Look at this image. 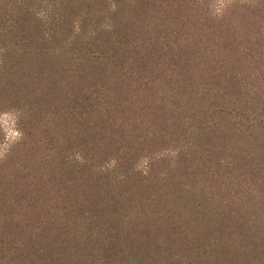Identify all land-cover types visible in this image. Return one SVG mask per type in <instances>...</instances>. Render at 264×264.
I'll list each match as a JSON object with an SVG mask.
<instances>
[{
    "label": "rangeland",
    "instance_id": "rangeland-1",
    "mask_svg": "<svg viewBox=\"0 0 264 264\" xmlns=\"http://www.w3.org/2000/svg\"><path fill=\"white\" fill-rule=\"evenodd\" d=\"M13 1L11 6L16 8V14L20 0ZM22 1L40 13L48 11L53 3L52 0H46V5H42L45 0ZM65 4L68 9H63V13L58 11L59 19L60 15L66 14L68 20L87 11L84 5L77 6L75 2ZM215 6L188 9V18L192 22L199 17L205 19L209 13H215ZM229 6L232 9L225 11L224 17L228 16L223 23L208 16L209 30L206 25H197V32L188 42L180 40L181 47L173 51L177 57L161 53L155 42L150 46L153 53L148 57H152L154 69L150 68L149 81L167 86L142 92L148 106L154 107L160 98L164 104L168 101L162 91H169L170 86L163 77L172 73L183 75L179 80L187 83L189 91L182 107L169 102L166 110L144 114L149 126L138 133L141 134L138 145L148 147L149 138L145 134L151 133L161 143L174 135L182 137V132L191 128L185 146L190 145L191 153L180 157L175 154L171 161H164L157 170L165 171L166 179L156 174L147 184L149 187L143 185L142 193L130 190V185L118 186L112 175L105 178L109 183L107 192L118 188L136 199V208H131L129 214L137 217L133 226L139 232L132 230L120 250L104 251L107 241L94 218L83 215L65 220V210H61L60 204L66 205L60 201V197H66L65 191L72 189L69 195L73 199L86 185L91 188L92 183L100 180L102 184L107 180L88 170L76 173L59 158L63 156V147L56 146L58 128L62 132L64 126L59 120L53 127L54 111L62 109L58 102L67 108L70 104L60 98L62 91L69 89L66 82L59 85L65 66L53 58L57 54L55 48L42 47L46 58L36 60L29 55L25 60L18 57L9 60V71L0 79V89H4L0 93V146L12 149V156L0 164V202H5L9 214L18 215L17 224L24 226L23 230L32 226L26 230L29 238L23 233L16 234L17 243L29 242V247L43 249L47 260L56 264H264V45L261 39L254 38L258 33L264 34V8L256 12L237 11L241 6L237 0H230ZM243 27L244 30L239 29ZM238 31L242 32L237 36ZM38 60L44 61L40 65ZM239 79L251 85V93L241 86ZM87 81L77 79L81 88L90 84ZM59 87L63 90H57ZM17 103L23 110L31 109L28 114L33 119L41 113L46 130L52 128L49 135L42 130L31 136L38 129L32 119L29 126L24 123L28 134L21 141L13 116L19 109ZM111 117L117 119L118 114L112 112ZM130 130L129 124L109 129L107 138L97 148V157L103 155L106 145L109 146L107 159L119 157L118 147L130 138H123L132 135ZM153 142L156 143L155 139ZM168 148L175 147L169 144ZM196 156L199 166L191 163ZM126 183L131 184V180ZM92 194L96 195L93 190ZM78 200L77 211L84 199ZM171 215L187 218V224L178 227ZM34 226L37 228L33 229ZM6 239L10 240L8 233L0 242ZM192 241L203 247L195 251ZM114 252L118 257L121 254L122 261L118 257L110 258ZM8 259H3L4 264H11ZM18 264L29 262L24 259Z\"/></svg>",
    "mask_w": 264,
    "mask_h": 264
},
{
    "label": "trees",
    "instance_id": "trees-1",
    "mask_svg": "<svg viewBox=\"0 0 264 264\" xmlns=\"http://www.w3.org/2000/svg\"><path fill=\"white\" fill-rule=\"evenodd\" d=\"M68 1L75 2L78 4L77 6L84 5L87 11L74 14L68 20L65 19L66 14L63 17L60 15V19L57 18L58 11L62 12L63 9L65 11L68 9L65 4ZM254 1L256 0H237V5H241L237 11L254 9L253 12H256L258 9L264 8V0H257L255 3ZM51 2L53 3L49 10L40 13L38 10L31 9L32 7L25 1L20 0L19 10L15 14L16 8L11 6L14 5L13 0H0V79L9 71L11 62L9 60L13 57L25 60L27 56L32 55L37 60L46 58L43 55L46 51L43 50V46L48 50L50 47L55 48L54 51L57 54L53 58L61 66H65L59 85L63 86V83L66 82L69 89L64 92L60 86L57 90L62 91L61 100L70 104L67 108L58 102L57 105L61 104L62 109L54 111L53 127L59 124V120H62L61 125L64 126L62 132L58 128L59 135L56 141V146L62 145L63 147V156L59 157L60 160L62 163L66 162L67 165H70L76 173H85L88 170L91 174L99 175L103 179L112 175L118 186L130 185V190L142 193L141 191L145 190L143 185L149 187L147 184L156 174L160 173V178L166 179L167 173L157 170L164 161H171L175 154L180 157L186 152V155L191 153L190 145L185 148L186 142L191 137V128L182 132V137L174 135V138H167L161 143H158L157 138L151 133L145 134L149 138L148 147L141 148L138 145L141 135L138 133H142L145 127L149 126L147 116L158 110L159 112L163 109L166 110L165 106L169 102H172L174 106L182 107L185 94L189 91L187 83L179 80L183 75L173 73L168 76L163 75V80L170 86L169 91H162L168 101H165L164 104L160 98L157 105L148 106L149 103L147 104L142 92L148 89L160 90L161 87L167 86L158 84L154 80L149 81V75L152 72L150 68L154 69L151 63L152 57H148L153 53L150 46L155 42L160 47L161 53H172L177 57L178 54H173V51L181 47L180 40H187V42L190 40L191 36L195 34L194 32H197V25H206L209 30L208 19L210 18L208 16H213L223 23L224 18L228 16L224 17L225 11L232 9V6H229L230 0H52ZM46 4L48 3L45 0L42 5ZM211 4L216 5L213 7L217 8L214 10L215 13H209L205 19L196 18L195 22L189 20L188 9H209ZM26 7L27 9L24 10ZM37 7L40 8V5ZM20 12H22L21 15ZM42 22L45 23V26ZM44 27L47 29L43 30ZM239 29L244 30L245 27ZM241 32L238 31L237 36ZM256 37L261 39V45H264V34L258 33L254 38ZM43 61L38 60L37 62L41 65ZM83 72L86 73L79 75ZM80 78L85 79V82L88 80L90 86L81 88L77 82V79ZM240 84L250 92L249 88L252 87L249 83L246 85L240 80ZM254 91L253 94H255ZM2 92L4 89L1 87L0 93ZM17 106L19 108L21 104L17 103ZM29 110L31 109L23 110L22 107L17 109V112H13L16 129L23 142L28 134L26 133L28 129L26 124L29 126L33 119L32 115L28 114ZM112 112L118 114L117 119L111 117ZM144 114L148 115L143 118ZM33 120L38 129L33 132L29 128L34 133L31 136L42 130H45V134L49 135L52 128L46 130L41 113H38ZM51 120L49 119V121ZM118 124L121 126L129 124L132 133V135L123 137L124 140L130 138L118 147L120 156L107 159L109 146L106 145L103 155L97 157V148L107 138L109 129L118 127ZM206 128L211 129L209 124H206ZM145 135L142 136L145 137ZM51 139H53L52 136ZM154 139L156 143L153 142ZM62 140L67 141L63 144ZM170 141L172 142L169 143ZM169 144L175 147L174 150L168 148ZM181 145H183L182 148L179 147ZM11 156L12 149H1L0 146V164L7 162ZM198 162V156L191 159V163L197 166L200 165ZM130 180L131 184H127L126 181ZM98 181L91 182L92 186L89 185L91 188H87L86 185L73 199L69 195L72 189L65 191L66 197H60V201L66 205L59 204L61 210H65H63L65 220L72 219L70 216L76 218L77 216L83 217V215L86 218L95 219L107 241L104 244V251L108 248L120 250L119 247L128 240L132 230L139 232L133 226L137 217L129 214L130 209L136 206V199L129 198L125 191L116 187V191L107 192L108 180L107 183L102 184L100 180ZM92 190L96 194L95 196L92 194ZM80 197L84 200L81 203V208L77 211ZM4 205L5 202H0V206H2L0 210V239L8 233L10 240L6 239L0 242V264H4L3 259L5 258H9L8 261L11 264L21 263L24 259L29 264H56V261L47 260L48 255L42 251L43 249L29 247V242L17 243L14 238L16 234L23 233L25 237L29 238L27 229L32 226L23 230L24 226L17 224L18 215L15 217L13 213L9 214L8 208H5ZM171 218L180 228L187 224L185 217L171 215ZM35 228L37 226L33 227V229ZM130 228L132 229L130 230ZM30 236L32 237V235ZM193 246L195 251L203 247L195 241H192ZM38 256L42 258H38ZM112 256L118 257V253L114 252L113 255L111 253L110 258ZM105 257L108 259L107 254ZM122 258L119 254L118 259L122 261ZM100 259L106 263V259L103 257ZM127 262L128 260L125 261V263Z\"/></svg>",
    "mask_w": 264,
    "mask_h": 264
}]
</instances>
